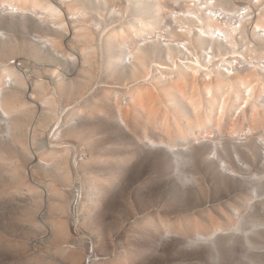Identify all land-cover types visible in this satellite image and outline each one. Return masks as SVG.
Segmentation results:
<instances>
[{"label":"rangeland","instance_id":"374dc122","mask_svg":"<svg viewBox=\"0 0 264 264\" xmlns=\"http://www.w3.org/2000/svg\"><path fill=\"white\" fill-rule=\"evenodd\" d=\"M219 2L229 5L228 0ZM92 3L82 7L85 21L96 29L97 39L105 23L119 27L129 22L127 13L112 10L105 15L103 1ZM263 12L264 0L257 3L251 18ZM98 14L105 17L103 21ZM52 27L37 11L21 18L0 10V32L10 33L5 38L0 36V75L6 94L25 92L14 85L1 65L27 70L36 80H48L39 74L42 64L17 61L16 54L22 49L32 50L34 42L47 45L39 37ZM245 36L238 44L249 50H239L237 55L251 65L248 70L252 67V72L261 73L257 62L264 60V40L253 37L252 30ZM97 39L93 64L67 82L73 86L72 92L57 93L47 82L38 89L51 103L42 114L44 137L50 147L57 145L65 150L68 174L56 165L33 162L30 154L12 140L13 131L19 132L17 124L27 134L36 109L23 108L12 122L8 120L10 132L7 128L5 137L0 133V264H247L239 255L243 253L240 233L250 234L264 248V131L229 138L218 134L211 123L203 130L183 127L185 139L170 138L162 129V116L148 118L144 112L132 121L133 128L126 127L114 109V97L108 100L105 94L113 89L131 93L136 87L150 85L143 82L142 75L133 74L129 58L121 60L122 81L113 76L106 81L102 61L107 52ZM156 58L158 62L163 60ZM61 62L55 61V66L74 67V60ZM78 93L80 97H76ZM100 99L106 114L82 121V110ZM242 100V107L226 116L215 108L214 119L222 118L225 124L229 115L242 122L241 117L246 115L247 123L250 107H245ZM126 102L130 103L129 94L123 105ZM77 109L84 132L75 135L67 129L75 131L77 125L73 130L67 120ZM188 114L194 119L192 111ZM171 123L175 129V121ZM177 154L186 165V174L180 176L173 165ZM100 173L105 178L101 185L104 194L96 198V210L83 216L82 193L86 186H93ZM38 179L54 182L50 194L37 187ZM245 227L251 228L244 232ZM197 237L202 239L196 241ZM210 239L216 240L214 248ZM259 254L253 253L254 263L264 264Z\"/></svg>","mask_w":264,"mask_h":264},{"label":"bare ground","instance_id":"6f19581e","mask_svg":"<svg viewBox=\"0 0 264 264\" xmlns=\"http://www.w3.org/2000/svg\"><path fill=\"white\" fill-rule=\"evenodd\" d=\"M94 1L96 0H0V10L10 11L12 15L21 18H26L30 13L37 11L41 18L49 20L53 26L49 33L39 37V41L47 45L34 42L35 47L32 50L22 49L16 54L17 61L29 60L42 64L43 68L39 74L48 80H36L28 74L27 70L19 69L21 70L19 71L15 67L1 65L4 72H7L6 76L13 79L14 85L21 87L25 93L23 95L18 92L6 94L8 90L5 89V80L0 75V133L5 137L8 129L10 132L8 120L11 121L23 108L30 106L36 109L34 124L29 127L27 134L21 132L23 130L17 124L15 128L19 132L13 131L12 140L30 154L33 162L36 161L43 166L56 165L64 169L67 174L70 166L65 150L57 145L50 147L44 137L42 114L44 110L47 111L46 107L51 103L47 96L42 97L38 89L41 83L47 82L50 86H55L57 93L72 92L73 86L68 85V80H72L73 75H82L87 70L86 67L93 64L91 61L95 59L92 51L95 50L96 29L85 21L87 19L84 18L82 4ZM99 1L104 3L103 6L106 9L103 10L104 14L106 11L115 10L119 14L129 15L127 25L121 24L116 27L105 23L97 39L102 49L107 52L102 61L106 81H110V76L120 81L121 60L129 58L133 74L142 75L143 82H148L150 85L136 87L131 93L113 89L114 91L109 90L105 94V99L112 100L114 97V109L120 113V120L126 127L133 128L132 121L144 112L148 118L160 114L163 118L162 129L170 135V138L185 139L183 127L191 126L194 129L203 130L207 129L211 123H214L213 129L218 134H224L229 138H241V136H250L255 132L264 131V109L259 107V104L264 106L262 103V98L264 101V66L262 65L264 60L257 62L263 69V71L259 69L261 73L263 72L261 75L254 69L255 72H252L250 70L252 67L248 70L247 67L251 65L237 55L239 54L237 49H248L245 45L239 44H241V38H247L245 35L250 30L253 37L261 42L264 40L261 35L264 31V12L259 17L255 15L253 19L241 20L237 18L238 15L234 10L224 8L230 7L232 1L227 6L219 0ZM237 1L243 4L246 0ZM253 1H258L259 4L262 2V0ZM103 18L105 17L99 20L103 21ZM8 34H10L8 31L0 32L2 38L6 35L8 37ZM220 36L224 39L220 38V40ZM150 45L153 46L152 51ZM209 50L213 56L212 60L207 61L205 51ZM262 53L264 54V51ZM229 54H232L229 59L234 58L236 63L232 66L233 73H226L219 67V63H222L224 59L222 56ZM158 56L163 57V60L158 62L156 58ZM59 60L62 62L74 60V67L55 66L54 62ZM231 64L234 63L231 62ZM242 92L249 94L246 97L242 95ZM128 94L130 103L126 102L123 105V100ZM76 97H80L79 93ZM103 99L96 100L94 106L82 110L84 117L82 121L97 119L98 114H106L107 108L102 102ZM241 100L246 104L245 107H250L247 108L250 112L247 115V123L245 112L244 118L241 117L242 122L232 120V116L229 115L226 117L228 119L225 124L221 123V117H219L221 120L214 119L216 109L220 108L222 115L226 116L242 107ZM76 111L72 119L69 122L67 120V124L73 127V130L74 125H77L75 131L67 129L68 133L75 135L84 128L82 122L78 120L80 119L79 109ZM188 111H192L194 119L190 117ZM172 120L175 121V129L171 123ZM160 143L172 146L164 141ZM97 160L101 161L100 156H97ZM184 161L181 155H175L173 160L175 174L179 176L186 174ZM35 182L39 185L37 187L41 186L46 194H50L53 190L51 186L54 182L39 179ZM104 182L105 178L100 173L96 176L93 186L85 187L80 203L83 216H88L96 210V198L104 194V188L101 186ZM250 228L245 227L244 232H248ZM249 235L240 233L239 238L243 240V246L239 248L243 250V253L239 255H242L243 262L246 260L247 264H256L252 257L253 253H260L259 256L264 259V248H261V245L258 246L260 242ZM200 239L202 238L197 237L196 241ZM209 244L214 248L216 240L210 239ZM256 244L258 248H255ZM232 261L235 262L234 258Z\"/></svg>","mask_w":264,"mask_h":264},{"label":"built area","instance_id":"2783aa9c","mask_svg":"<svg viewBox=\"0 0 264 264\" xmlns=\"http://www.w3.org/2000/svg\"><path fill=\"white\" fill-rule=\"evenodd\" d=\"M230 1H232V4L230 7L226 8L224 7L225 9H230V10H234L236 12V14L238 15V19H241V20H245V19H250L251 16L253 17L254 16V9L256 8V5L258 3V1H249V0H246L245 2H243V4L239 3L237 0H228L229 4L231 3ZM227 6V5H226ZM244 18V19H243ZM262 37L264 38V31H262L261 33ZM222 38V40L224 39L223 37H219V39ZM221 40V39H220ZM237 52H239V50L237 49ZM206 55H207V61L209 60H212V56H213V53L209 50V51H205ZM232 54H229V55H223L222 57L224 58L222 63H219V67H221L224 72L226 73H233L234 70L232 68V66L236 65L235 63V59L234 58H230L229 57L231 56ZM239 57H241L239 55ZM243 57H241L242 59ZM204 59H205V56H204ZM232 60V61H231ZM227 62V63H226ZM231 62H233L234 64H231ZM264 66V64H262Z\"/></svg>","mask_w":264,"mask_h":264}]
</instances>
